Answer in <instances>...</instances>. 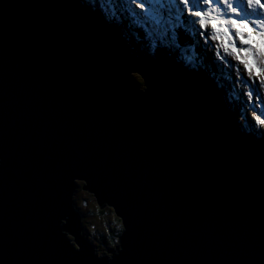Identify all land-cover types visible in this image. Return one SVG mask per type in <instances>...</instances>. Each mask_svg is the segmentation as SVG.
I'll return each instance as SVG.
<instances>
[{
  "label": "water",
  "instance_id": "1",
  "mask_svg": "<svg viewBox=\"0 0 264 264\" xmlns=\"http://www.w3.org/2000/svg\"><path fill=\"white\" fill-rule=\"evenodd\" d=\"M78 188L119 219L115 249L84 236ZM121 248L113 264H264V142L209 77L128 51L77 0H0V264Z\"/></svg>",
  "mask_w": 264,
  "mask_h": 264
},
{
  "label": "snow or ice",
  "instance_id": "2",
  "mask_svg": "<svg viewBox=\"0 0 264 264\" xmlns=\"http://www.w3.org/2000/svg\"><path fill=\"white\" fill-rule=\"evenodd\" d=\"M103 2L109 6L105 9V19L117 24L126 20L130 27L137 28L145 47L150 48L153 55L183 48L190 65L199 59L197 48L203 41L204 50L214 55L222 66L234 70L236 81L243 82L244 91L240 95L247 97L256 132L264 136V111L257 114L264 108L261 96L264 92V0ZM134 71L143 74L142 69ZM248 81H252L251 87ZM77 249L71 254H79V246ZM121 251L122 248L109 264H113Z\"/></svg>",
  "mask_w": 264,
  "mask_h": 264
},
{
  "label": "rangeland",
  "instance_id": "3",
  "mask_svg": "<svg viewBox=\"0 0 264 264\" xmlns=\"http://www.w3.org/2000/svg\"><path fill=\"white\" fill-rule=\"evenodd\" d=\"M81 3L82 6H84L83 4L89 6L87 7L89 10L95 12L98 18L104 21L110 28L115 31L117 37L123 42L128 51L134 52L133 49L138 46L140 49L145 51V53H147H144V55L154 56L152 50L145 47L144 41L143 39H141L138 33L136 35L135 32L139 31L137 30V28L130 27L126 20L121 22V25H119V23V26H114L112 24L113 22H109L105 19V9L109 6L105 2H103V0H81ZM134 29L137 31H133ZM199 49L202 50L203 48L199 47ZM172 50V57L177 61L179 65H181L189 72H192L196 69L199 61L196 60L194 63L189 65L187 63V60L185 59L186 54L184 53L183 48H181L179 51H176L175 48H173ZM233 63H235V61H233ZM220 67H223L222 72H219V75H215V73H212L209 78L212 83H215V87L217 88L219 87L217 86L218 81L221 80L222 84L224 83V88H222L223 101L237 121V127L245 130L244 132L246 133L250 131L256 133V137L254 138L257 140H260L259 138L261 137L264 138V136H261L258 134V132H256L255 121L253 120L252 115L248 112V106L250 105L246 103L247 97H242L240 96V94H238L241 93L239 92L240 90L244 91L243 82L236 81L234 79V70L226 69V67L222 66L221 63ZM132 76L134 80H136V82L138 80V85L143 88L142 78L135 72L132 73ZM245 79H247L246 75ZM248 84L251 87L252 81H248ZM261 96L262 102H264V92H262ZM261 111H264V108L258 110L257 114H260ZM235 112L237 114H234ZM262 118H264V116H262ZM249 121H251V124H249ZM74 200L75 207L82 215L83 234L91 242L97 254H105L107 253L108 249H115V246L118 245V234L121 231V224L119 219L115 216L113 210L109 206L99 208L93 196L80 188L76 190L74 194ZM83 201H85L86 203L83 204Z\"/></svg>",
  "mask_w": 264,
  "mask_h": 264
},
{
  "label": "trees",
  "instance_id": "4",
  "mask_svg": "<svg viewBox=\"0 0 264 264\" xmlns=\"http://www.w3.org/2000/svg\"><path fill=\"white\" fill-rule=\"evenodd\" d=\"M77 1L80 4H82L81 3V0H77ZM83 5L86 6V7H89L86 4H83ZM112 24L114 26L121 25V23L119 25L118 24H114V23H112ZM137 30L134 29L133 31H137ZM135 33L137 35L138 32H135ZM193 39L195 40V38H193ZM140 43H141V41H140ZM199 47L200 48H203V44L201 43V41H200V46ZM199 47L197 48V51L199 52V59H197V60L199 61V63L196 66V69L193 72L198 73V74H201V75H204L206 77H210V75H212V73H215V75H217V74L219 75V72H222V69H221L220 65H218L216 62L210 60L208 58V56L206 55V52H204V48L201 51V49H199ZM133 50H134V52L136 54H139V55L141 53H143V54L145 53V51H143L142 49H140L138 46L136 48H134ZM171 51H173V50H171ZM171 51H159L154 56H151V57H157L158 55H160L162 53H167V54H169L172 57L173 54L171 53ZM145 54H147V53H145ZM193 55H195V54L193 53ZM137 82H138V80H137ZM213 84L215 85V83H213ZM217 86H219L218 88L217 87L216 88L220 92L221 97H222V100H223V94H222V90L223 89L222 88H224V83L222 84V82L220 80V81H218ZM238 94H240V93H238ZM224 105H225V103H224ZM227 109H228V107H227ZM229 112H230V117H231V121H232L233 125L237 127V123H236L237 121L235 120L234 116L232 115V112L230 110H229ZM234 114H237V113L235 112ZM238 129L242 132L243 135H250V136L256 137V135L253 132H251V131L248 132V133H246V132H244L245 130H243L241 128H238ZM259 139L262 140V141H264V138L263 137H261Z\"/></svg>",
  "mask_w": 264,
  "mask_h": 264
},
{
  "label": "bare ground",
  "instance_id": "5",
  "mask_svg": "<svg viewBox=\"0 0 264 264\" xmlns=\"http://www.w3.org/2000/svg\"><path fill=\"white\" fill-rule=\"evenodd\" d=\"M105 23V22H104ZM193 72V71H192ZM218 91V90H217ZM219 92V91H218ZM246 134V133H245Z\"/></svg>",
  "mask_w": 264,
  "mask_h": 264
}]
</instances>
